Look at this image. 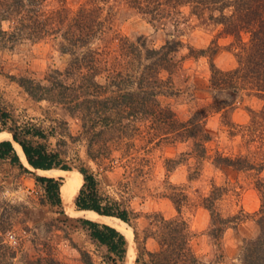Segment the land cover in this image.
<instances>
[{"label":"rangeland","instance_id":"obj_1","mask_svg":"<svg viewBox=\"0 0 264 264\" xmlns=\"http://www.w3.org/2000/svg\"><path fill=\"white\" fill-rule=\"evenodd\" d=\"M64 1L70 10L77 11L87 0ZM110 5L115 7L116 28L123 36L142 38L155 49L170 40L183 43L176 53L179 67L172 78L174 89L158 99L180 123H189L199 114V130H195L193 138L162 139L150 136L155 130L148 127L150 122H145L137 124L139 132H133L134 138L121 143L113 142L115 135L120 136L113 130L93 137L85 133L78 116L59 105L34 100L19 84L23 77L44 82L52 71L67 69L71 55L61 51L59 41L0 44V104L13 112L20 125L41 128L47 137L35 140L60 152L71 168L34 170L21 158L30 170L26 171L10 161H0V236L6 243L9 233L18 239L15 247L9 244L17 252L13 264H28L48 254L62 264H86L83 252L95 264H107L105 249L94 243L79 223V217L91 219L92 213L77 212L74 206V190L82 187L84 180L69 184L70 206L63 197L67 172L78 176L83 167L96 175L101 195L131 212L130 223L121 221L123 226L117 228L128 240L123 264H138L142 253L160 249L159 241L151 237L158 215L188 222L192 247L204 262L241 264L245 243L260 233L262 195L258 188L259 182L264 181V101L245 91L220 112L199 113L221 96L211 84L212 61L224 71L238 66L234 37L224 35L223 25L208 18L191 17L176 29L170 24L152 22L131 9L125 0H110ZM49 7L57 9L59 3L52 2ZM4 26L8 30L10 23L5 22ZM244 38L248 40V36ZM214 46H218V51L213 58L191 55L192 49ZM100 81L105 83L104 78ZM10 137L8 132H2L0 142ZM105 143L107 150L101 147ZM197 143L206 149L204 155L198 153ZM89 152L101 154L100 164ZM219 157L242 159L253 167L239 170L219 165ZM44 175L63 180L65 213L47 203L45 188L36 180ZM215 190L220 194L216 210L223 218H232L218 241L210 235L212 214L206 208V198ZM142 257L148 260L147 255Z\"/></svg>","mask_w":264,"mask_h":264},{"label":"trees","instance_id":"obj_2","mask_svg":"<svg viewBox=\"0 0 264 264\" xmlns=\"http://www.w3.org/2000/svg\"><path fill=\"white\" fill-rule=\"evenodd\" d=\"M52 2H58L59 7L50 8ZM125 2L131 9L161 26L170 24L179 29L191 17L208 18L223 25L224 35L234 37L237 68L224 71L214 61L211 64L213 88L221 96L229 98H215V102L205 107L200 114L220 112L230 107L245 91L264 101V0ZM116 15L110 0H87L77 11L70 10L64 0H0V44H16L23 40L59 41L61 51L71 55L67 69L52 71L44 82L23 77L19 84L34 100L48 101L78 116L85 133L93 137L113 130L120 134L115 135L113 142L121 143L134 138L136 134L133 132H139L137 124L150 122L148 127L155 130V134H150L152 137L193 138L195 130L196 133L199 130V114L189 123H180L173 111L164 107L158 99L174 89L172 78L179 67L176 53L183 43L170 40L159 49L150 48L142 38L132 40L123 36L116 28ZM5 22L10 23L8 30L4 26ZM245 36H248V40H245ZM217 51L218 46L207 50L192 49L191 55L213 58ZM101 78H104L105 83L100 81ZM2 132H8L14 141L0 142V161H10L30 171L25 167L16 143L22 147L29 167L34 170H71L60 152L35 140L47 137L41 128L20 125L13 112L0 104ZM101 147L107 150L108 144H102ZM196 147L199 154H205L203 144L197 143ZM89 154L95 162L99 161L100 153ZM217 163L239 170L253 167L242 159L233 160L229 157H219ZM79 171L84 176V183L74 190L76 211L130 223L129 210L123 209L119 202L101 195L96 175L85 167ZM36 180L45 188L47 203L65 213L61 194L63 180L51 175L37 176ZM258 189L262 195V207L258 214L260 233L245 243L241 264H264V181L259 182ZM219 197L220 194L215 190L212 196L206 198V208L212 214L210 235L216 241L221 239L232 222V218H223L216 210L215 203ZM79 218L90 239L105 249L106 263L123 264L128 247L126 235L113 226ZM155 218L157 228L151 237L159 241L160 249L142 253L138 264H209L194 251L191 230L186 220L165 219L159 215ZM0 232L3 231L0 229ZM82 254L86 264H95L88 253ZM144 255L148 256V260L142 257ZM16 256L17 252L0 236V264H13ZM28 264L62 263L48 254Z\"/></svg>","mask_w":264,"mask_h":264},{"label":"bare ground","instance_id":"obj_3","mask_svg":"<svg viewBox=\"0 0 264 264\" xmlns=\"http://www.w3.org/2000/svg\"><path fill=\"white\" fill-rule=\"evenodd\" d=\"M12 139V137H10V140ZM18 151H19V154L21 156V158L28 164L27 162V159H26V156L22 150V147L18 144H15ZM83 175L80 174L78 176H73L70 172H67V184L64 186V189H63V197L65 198V202L67 205H71V201H70V190H69V184L70 183H82L83 181ZM91 219L96 221V222H99V223H105V224H108V225H111L115 228H120L121 226H123V223L119 220H116L114 218H110V217H105V216H99V215H96V214H92L91 216Z\"/></svg>","mask_w":264,"mask_h":264},{"label":"built area","instance_id":"obj_4","mask_svg":"<svg viewBox=\"0 0 264 264\" xmlns=\"http://www.w3.org/2000/svg\"><path fill=\"white\" fill-rule=\"evenodd\" d=\"M8 244L11 246H16L18 244V239L13 233H9L6 237Z\"/></svg>","mask_w":264,"mask_h":264},{"label":"water","instance_id":"obj_5","mask_svg":"<svg viewBox=\"0 0 264 264\" xmlns=\"http://www.w3.org/2000/svg\"><path fill=\"white\" fill-rule=\"evenodd\" d=\"M12 141H14V139H12Z\"/></svg>","mask_w":264,"mask_h":264}]
</instances>
